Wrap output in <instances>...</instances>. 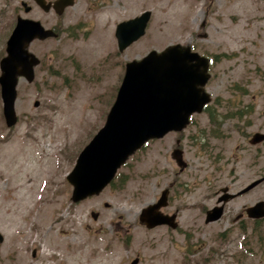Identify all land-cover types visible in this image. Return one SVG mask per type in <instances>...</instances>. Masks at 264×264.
I'll return each mask as SVG.
<instances>
[{"label": "rangeland", "instance_id": "obj_1", "mask_svg": "<svg viewBox=\"0 0 264 264\" xmlns=\"http://www.w3.org/2000/svg\"><path fill=\"white\" fill-rule=\"evenodd\" d=\"M143 10L151 12L145 34L118 51L117 23ZM11 11L0 13V58L15 23ZM176 43L214 54L208 89L216 98V134L203 141L190 137L207 122L198 116L185 131L188 167L179 175L171 139L163 137L130 157L97 196L71 202L65 177L104 124L125 63ZM52 68L56 75L41 69L33 82L19 80L18 120L11 127L0 97V264H129L136 256L138 264H264V222L242 232L229 220L244 200H232L215 223L205 224L201 209L214 202V187L241 186L243 164L264 155V144L256 149L246 141L256 125L245 127L246 115L229 114L251 102L264 111V0H75L68 9V63L59 60ZM258 119L264 131L263 115ZM175 178L180 184L162 210H179L178 229L141 225V209ZM259 194L264 198V186Z\"/></svg>", "mask_w": 264, "mask_h": 264}, {"label": "water", "instance_id": "obj_2", "mask_svg": "<svg viewBox=\"0 0 264 264\" xmlns=\"http://www.w3.org/2000/svg\"><path fill=\"white\" fill-rule=\"evenodd\" d=\"M73 3L74 0H68V5ZM150 15L151 12L145 10L116 25L119 51L144 35ZM41 31L36 21L18 17L6 41V54L0 59V97L7 127L17 122L15 101L19 80L23 78L31 83L35 77L34 69L39 60L28 46L34 38L48 35ZM207 68V58L179 43L167 45L161 51L150 50L141 58L126 62L104 124L81 149L65 177L72 187L71 201L78 202L100 193L117 169L148 140L182 130L189 123L190 115L199 112L209 99L203 88L209 78ZM38 104L35 101L34 106ZM263 139V133H256L251 143ZM172 157L180 170L186 166L179 148L173 150ZM168 193L169 189L165 188L154 203L142 208L140 223L148 228L160 224L176 227L175 214L160 211L167 204ZM263 208L261 202L249 210L254 211L255 216ZM91 215L94 219L98 216L96 212ZM207 215L206 221L214 220L220 216V211L213 209ZM137 263L138 258L130 262Z\"/></svg>", "mask_w": 264, "mask_h": 264}, {"label": "flooded vegetation", "instance_id": "obj_3", "mask_svg": "<svg viewBox=\"0 0 264 264\" xmlns=\"http://www.w3.org/2000/svg\"><path fill=\"white\" fill-rule=\"evenodd\" d=\"M7 2H13L16 3V7L12 8L7 5ZM75 3V0H74ZM0 13H7L9 9H12V14L14 15L13 19H15V22L18 17L22 19H31L39 23L42 33H48V35L44 38L36 37L34 38L29 46L32 43H36V47L33 48V51L29 48V50L38 58V64L35 67V76H36V70L38 72H41V69H44V73L47 75H56L57 73L53 71V66L56 65V63L59 60L67 61L68 63V9L71 6H68V0H0ZM3 7H6V9H3ZM3 9V10H2ZM15 24V23H14ZM8 37V36H7ZM7 39V38H6ZM192 51L198 52L200 55L205 56L208 58V72L210 74V77L207 81V83L204 86V89L206 92L209 93L208 95V101L204 103L201 110L199 112H194L190 115V122L189 124L181 131L175 132L170 131L166 133L163 137H169L171 139L173 148H171L170 156H172L173 150L178 147L182 151V155L184 158V142L187 137V134L185 135V131L188 130L192 125H197V119L198 116H207V122L204 124L202 128H199L200 134H190L189 136L192 137L195 141L199 139L200 141H203V139H209L210 136H213L216 134L215 128L219 126V123L216 122L217 119H215L217 108L215 107L216 104V98L215 96L209 91L208 85L213 77V68H214V54L206 51H200L198 47H196L195 44H189ZM5 46H6V40H5ZM48 46V47H47ZM63 50V51H62ZM199 50V51H198ZM66 52V53H65ZM64 53V54H62ZM48 61V62H46ZM47 66V69L46 67ZM37 68V69H36ZM248 106L238 107L236 110L237 112H231L230 115H237L241 116L240 114H244L246 116L244 119L245 127H252L256 125V128H254L251 132H248L247 136L251 133V137L247 139L246 141L249 143L248 145L251 148L260 149V146L264 144V139L256 142L251 143V140L253 136L256 133H263L264 131H261V123L257 122L259 119V116L262 114L264 117V111L260 112L257 106L249 104ZM250 109V110H248ZM225 122V121H224ZM236 126L237 129H240L241 126H238V124H233ZM208 129V131H206ZM162 137V138H163ZM161 139V138H160ZM160 139H152L148 142L149 146H152L153 142L160 140ZM203 145V151H206L207 146L210 151H212V147L210 145L201 143ZM147 145V146H148ZM255 159L250 163L249 161L243 164V170L245 173L244 180L241 186L237 187V189H232L228 185H224L220 189L213 188L211 190V196L214 198V202L208 206V207H201L202 209V216L204 218V223H215L221 220L224 215L226 214V206L234 199L241 198L244 200V202L238 206V208L234 211L233 215L229 218V220L233 224H237L240 227L247 228V227H261L264 222V214L262 213L263 210H258L257 214L254 216V211H250L249 208L255 206L257 203H264V198L259 194L262 191V186H264V175L261 172V166L260 163H264V155L261 154H255L253 156ZM185 159V158H184ZM186 161V159H185ZM187 165L182 171H178L177 175H179L181 172H183L188 167V162L186 161ZM211 163V159L209 163L205 160V163L202 162V171H207ZM264 167V165H263ZM216 168L210 170V174H215ZM208 180L207 183H210L209 181V174H208ZM248 178H251L248 180ZM176 185H179L180 182L175 178L171 180L165 187H168L169 189V195H168V201L167 205L163 207V209H167L168 205L170 204V194L175 188ZM164 187V188H165ZM209 187H211V184H209ZM254 197L253 200L246 201L249 197ZM97 196V195H95ZM92 197V196H91ZM88 197V198H91ZM86 198V199H88ZM85 200V199H84ZM107 205V204H105ZM221 207V210L216 208ZM211 209H217L220 211V217L218 219L212 220L210 222H206L205 218ZM163 211V210H162ZM166 214H175V220L178 229L179 223H178V213L179 210H173V211H163ZM251 214L252 216H249ZM209 216V215H208ZM166 226V225H163ZM264 226V225H263ZM168 227V226H166ZM169 228V227H168ZM225 230H223L220 234V238L223 240L225 239ZM186 253V252H185ZM187 255L189 253H186ZM185 256V255H184ZM184 260L186 258L184 257ZM204 260L208 262V257L204 256ZM140 262L138 258V263ZM137 263V264H138Z\"/></svg>", "mask_w": 264, "mask_h": 264}, {"label": "trees", "instance_id": "obj_4", "mask_svg": "<svg viewBox=\"0 0 264 264\" xmlns=\"http://www.w3.org/2000/svg\"><path fill=\"white\" fill-rule=\"evenodd\" d=\"M248 251H250V250H247V252H248ZM238 256H239V258H240V257H243V254H242V252H241V251H239V254H238Z\"/></svg>", "mask_w": 264, "mask_h": 264}]
</instances>
